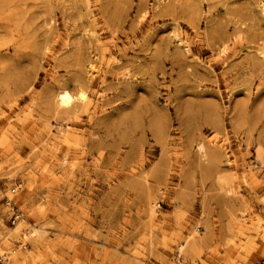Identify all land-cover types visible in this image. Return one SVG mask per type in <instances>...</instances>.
Masks as SVG:
<instances>
[{
  "label": "rangeland",
  "instance_id": "rangeland-1",
  "mask_svg": "<svg viewBox=\"0 0 264 264\" xmlns=\"http://www.w3.org/2000/svg\"><path fill=\"white\" fill-rule=\"evenodd\" d=\"M262 261L264 0H0V264Z\"/></svg>",
  "mask_w": 264,
  "mask_h": 264
},
{
  "label": "bare ground",
  "instance_id": "bare-ground-1",
  "mask_svg": "<svg viewBox=\"0 0 264 264\" xmlns=\"http://www.w3.org/2000/svg\"><path fill=\"white\" fill-rule=\"evenodd\" d=\"M72 97L70 96V94L62 91L57 96V104L59 106H67V105L71 104L72 99H73ZM34 232H35V230H34ZM31 233H33V232H31Z\"/></svg>",
  "mask_w": 264,
  "mask_h": 264
},
{
  "label": "built area",
  "instance_id": "built-area-1",
  "mask_svg": "<svg viewBox=\"0 0 264 264\" xmlns=\"http://www.w3.org/2000/svg\"><path fill=\"white\" fill-rule=\"evenodd\" d=\"M257 264H264V261H262V262H259V263H257Z\"/></svg>",
  "mask_w": 264,
  "mask_h": 264
}]
</instances>
